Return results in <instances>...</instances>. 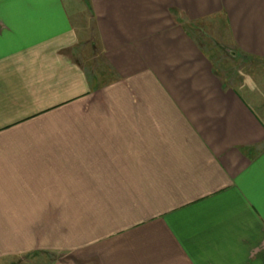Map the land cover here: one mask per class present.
<instances>
[{"label":"crops","instance_id":"crops-1","mask_svg":"<svg viewBox=\"0 0 264 264\" xmlns=\"http://www.w3.org/2000/svg\"><path fill=\"white\" fill-rule=\"evenodd\" d=\"M76 1L0 0V264H264V91L191 32L264 61V0Z\"/></svg>","mask_w":264,"mask_h":264},{"label":"rangeland","instance_id":"rangeland-1","mask_svg":"<svg viewBox=\"0 0 264 264\" xmlns=\"http://www.w3.org/2000/svg\"><path fill=\"white\" fill-rule=\"evenodd\" d=\"M76 3L88 14L86 0H77ZM75 20L77 21L76 16ZM87 21L88 18L85 17L83 22L86 23ZM192 27L191 32L200 39L216 70L225 78V81L233 82L240 86L246 80L249 81L251 79L254 87L257 84L259 93L264 91V61L247 56L235 47L223 19H208ZM254 91L258 92L257 89ZM7 264H41V257L34 255L25 259L10 260Z\"/></svg>","mask_w":264,"mask_h":264}]
</instances>
